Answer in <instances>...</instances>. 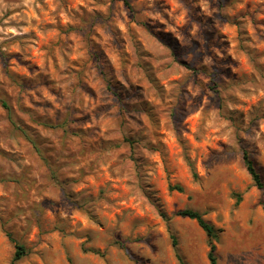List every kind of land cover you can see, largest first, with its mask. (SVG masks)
<instances>
[{
    "label": "rangeland",
    "instance_id": "374dc122",
    "mask_svg": "<svg viewBox=\"0 0 264 264\" xmlns=\"http://www.w3.org/2000/svg\"><path fill=\"white\" fill-rule=\"evenodd\" d=\"M128 1L0 0V264H264V0Z\"/></svg>",
    "mask_w": 264,
    "mask_h": 264
},
{
    "label": "trees",
    "instance_id": "16d2710c",
    "mask_svg": "<svg viewBox=\"0 0 264 264\" xmlns=\"http://www.w3.org/2000/svg\"><path fill=\"white\" fill-rule=\"evenodd\" d=\"M122 1L127 7L130 8V4L128 0H120ZM4 107H6V104H3ZM243 162L245 165V168L249 174V176L251 177L254 186L258 189V190H264V181L261 177V175L259 174V172L257 171V168L253 162V160L251 159L249 153L244 150L243 151ZM171 191H178V192H183V188H181L180 186H176V187H171L170 188ZM241 200L240 196H239V200L237 203H239V201ZM263 211H264V204H263ZM180 217L182 218H188L190 220H194L197 222L198 226L205 232L207 239H208V246H209V253H208V260L210 264H219L218 263V258L216 256V248H217V244L220 240V233L221 230L217 229L214 225H212L211 223H209L208 221L205 220L204 215L198 211H194L192 209H185L183 211H181L178 214ZM163 217H165L164 215H162ZM173 239V245L176 248L177 247V240L172 237ZM118 245H120L121 247H125V244L122 242H118ZM16 252L13 258V262L12 264H18L19 262H21L27 255V250L25 248V246L17 244L16 243ZM97 255L103 256L101 253L99 252H95ZM177 253V252H176ZM178 259L180 260L181 264H184L179 256V254H176Z\"/></svg>",
    "mask_w": 264,
    "mask_h": 264
}]
</instances>
